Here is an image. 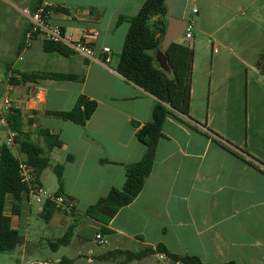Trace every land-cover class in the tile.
Masks as SVG:
<instances>
[{"label": "crops", "instance_id": "1", "mask_svg": "<svg viewBox=\"0 0 264 264\" xmlns=\"http://www.w3.org/2000/svg\"><path fill=\"white\" fill-rule=\"evenodd\" d=\"M0 1L21 16L17 27L0 21V67L6 77V82L0 79L2 93L13 94L10 98L13 108L21 112L23 129L32 133L37 144L45 146L39 129L59 135L61 143L49 156L52 165L64 166L63 191L75 201L73 209H57L47 225L61 227L65 234L73 229L76 238L58 249L51 241L54 251L62 247L66 251L56 257L36 256L32 264H108L113 258L102 256L110 251L155 249L159 243L174 254L197 256L204 262L264 264V74L257 66L264 50L258 60H252L248 52L254 49L247 47L261 36L256 24L264 9L258 5L260 0H237V11L246 19L224 36L227 52L212 53L211 70L203 67L198 73L193 61L189 116L166 119L151 174L134 201L111 219L107 226L111 233L103 235V244L96 238L101 223L87 216L86 210L112 188L124 187L126 165L140 161L146 149L137 130L151 121L157 102L117 70L130 26L119 19L137 15L146 0H42L52 6L49 25L61 26L75 41L92 47V58L74 50L68 56L48 52L42 39L24 48L29 26L24 12L32 10L36 0L24 8L15 0ZM207 2L221 10L222 26L234 19L228 15L227 3ZM197 13L203 15L204 8ZM7 41L10 57L5 53ZM106 46L112 49L109 63L104 62L102 51ZM32 72L76 74L83 80L11 83V77L21 80L19 73ZM80 95L98 103L84 126L48 114L72 109ZM4 114L0 112V148L9 134L1 121ZM17 151L24 160L18 147ZM39 180L52 193L59 188L52 166ZM12 203L9 197L6 213H11ZM32 211L31 197L24 199L21 221L29 220ZM95 244L105 249L97 250ZM19 246L10 254L24 257L34 248L29 237L21 234ZM153 257L158 264H167L158 253L138 262L153 264Z\"/></svg>", "mask_w": 264, "mask_h": 264}, {"label": "trees", "instance_id": "2", "mask_svg": "<svg viewBox=\"0 0 264 264\" xmlns=\"http://www.w3.org/2000/svg\"><path fill=\"white\" fill-rule=\"evenodd\" d=\"M42 3L36 0L35 10ZM69 12L65 8L57 9ZM130 23L125 43L120 55L118 72L128 81L143 88L153 95L157 102L153 108L150 122L139 127L137 138L145 145V153L138 162L126 165V182L122 189L112 188L109 194L99 199L86 210L87 216L101 223L97 234L109 235L107 227L115 214L124 206L131 204L142 191L145 182L152 172L155 156L160 139L163 137V126L170 116L180 118L189 116L192 94V74L194 49L185 41L174 40L166 51L172 73L162 70L156 62V53L162 46L168 17L164 0H146L139 13L133 17H120L119 21ZM48 52H57L68 56L72 49L61 44L45 42ZM257 66L264 74V54L261 55ZM21 80L11 77V83L37 82L40 79L83 80V76L57 72L19 73ZM98 103L86 95H80L74 107L66 111H49L51 116L75 122L84 126L96 111ZM9 128L15 133L13 144L18 147L25 158L20 160L14 155L10 146L4 143L0 148V253H12L19 246V225L22 219L21 204L29 198V186L22 182L20 163L24 162L34 168L37 174L35 184H40V174L52 166L58 181L56 195L64 194L63 170L61 164L52 165L50 152L61 143L58 134L47 129H39L45 146L37 144L30 132L24 131L20 110L11 108L6 114ZM71 158V157H70ZM13 199L11 215L5 212L8 199ZM55 203L46 201L41 217L50 221L57 211ZM15 224V225H14ZM70 231L63 237L52 242L56 249L68 245ZM166 254L173 261L184 264H238L235 261L223 263L204 262L197 256L177 255L168 250L164 244L156 248L147 247L139 252L116 250L102 256V259H116L124 256V264L133 260H141L153 254Z\"/></svg>", "mask_w": 264, "mask_h": 264}, {"label": "rangeland", "instance_id": "3", "mask_svg": "<svg viewBox=\"0 0 264 264\" xmlns=\"http://www.w3.org/2000/svg\"><path fill=\"white\" fill-rule=\"evenodd\" d=\"M17 3L20 4L21 7H30L31 0H15ZM214 2L220 6L221 2H224V5L227 3L229 5V12L228 15L234 16V19L227 25H221V16L222 12L217 6H213L212 4L207 2V0H188L186 12L187 15L191 12L194 7L198 9L204 8L203 15L194 14L193 19L195 20V27L193 30V38L190 40H185V43L190 45L194 48V62L196 61L197 67L195 71L199 73V68H205L207 71L211 70V56L212 53L216 55V52L219 54L227 52V49L222 44V40L224 36L228 37V31L232 29L233 31L237 30L238 24L246 18L241 16V13H238L237 0H214ZM258 5H264V0H260ZM202 16V17H201ZM21 19V16L17 10H14L8 6L5 7L0 1V21H3V24L8 25L10 23H15V26H18V21ZM2 24V25H3ZM257 27L259 26L260 37L255 38L252 43L247 44V47L251 46L254 50H250L248 53L250 54V58L252 60H258L259 54L262 50H264V9L260 10L258 13L257 19ZM0 25V27H2ZM13 27V25H12ZM13 34V32H12ZM9 36L11 37L10 33ZM11 39V38H10ZM181 39L183 41V37L177 38V40ZM6 49L5 53L7 57H10V45L9 41L6 42ZM3 46V43H2ZM235 46V47H234ZM4 47V46H3ZM233 49L238 52L237 45L232 46ZM237 47V48H236ZM5 48V47H4ZM259 50V51H258ZM216 51V52H215ZM264 53V52H263ZM218 54V55H219ZM12 55V54H11ZM251 60V61H252ZM4 70L0 67V79L6 82V77L4 74ZM3 92V85H0V99L4 98ZM10 97L13 96L12 93H8ZM2 123L0 122V130L2 129ZM3 139H0L2 142ZM37 143V141L34 139ZM8 143V142H6ZM14 155L19 157V153L17 151V147L12 143H8ZM31 201L33 203V211L32 216L28 220L25 217L19 225V234L27 235L29 237V241L34 244V248L25 254L22 257L18 252L14 254L10 253H0V264H32L34 257H42V258H49V257H56L60 256L64 251L62 247L59 252H56L52 249L50 242L55 241L58 238H61L65 234V229L54 228L51 229L45 220L41 217V211L38 210L39 207H43L44 203H38L33 196H31ZM7 215H11L9 211L6 213ZM29 222V225H27ZM76 223L82 222V219L75 221ZM74 224V222H73ZM15 225V224H14ZM68 232V231H67ZM66 232V233H67ZM70 238H76V235L73 232V229L70 231ZM21 247V245L19 246ZM95 249L103 251L105 246H100L95 244ZM20 249V248H19ZM135 252H139V249H134ZM12 257V258H10ZM154 260L153 264H158L156 258H151ZM125 257H119L117 259L111 260L108 264H118L122 261L124 264ZM139 260H133L132 264H143L144 262H138ZM128 263V262H127ZM125 263V264H127ZM165 264V263H164Z\"/></svg>", "mask_w": 264, "mask_h": 264}, {"label": "built area", "instance_id": "4", "mask_svg": "<svg viewBox=\"0 0 264 264\" xmlns=\"http://www.w3.org/2000/svg\"><path fill=\"white\" fill-rule=\"evenodd\" d=\"M198 12V9L194 7L187 15L185 12L186 30L183 33V41L193 38V30L195 27V20L193 15ZM52 13V6L47 2H42L35 10L27 9L24 14L29 18V26L27 27L24 35V48L32 46L36 39H42L44 42H51L55 44H61L70 49L79 52L86 57L92 58L94 51L92 47L81 41H75L72 34H67L61 26L49 25L50 15ZM103 53L105 54V63L111 61L110 54L112 49L108 46L103 47ZM13 108V102L10 96H4L0 99V112H7ZM6 114L1 117V121L8 127L9 134L7 137L8 143L14 142L15 133L9 128L6 120ZM20 174L22 182L29 186V197L33 196L38 203H45L46 201H52L58 209H73L75 207V201L65 194L56 195L44 188L42 185L35 184L37 174L34 168L27 165L24 162L20 163ZM97 240L103 244L105 239L101 233L96 235ZM160 259L167 262V264H184L181 261H173L166 254L159 253Z\"/></svg>", "mask_w": 264, "mask_h": 264}, {"label": "water", "instance_id": "5", "mask_svg": "<svg viewBox=\"0 0 264 264\" xmlns=\"http://www.w3.org/2000/svg\"><path fill=\"white\" fill-rule=\"evenodd\" d=\"M188 0H164L167 7L168 24L163 36L162 46L156 53V62L167 73H172L167 49L174 40L182 37L186 30L185 12Z\"/></svg>", "mask_w": 264, "mask_h": 264}]
</instances>
